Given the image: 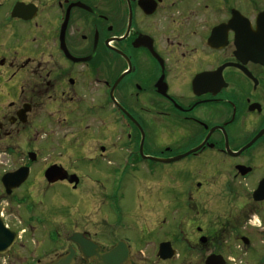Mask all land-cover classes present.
Wrapping results in <instances>:
<instances>
[{
    "label": "flooded vegetation",
    "instance_id": "1",
    "mask_svg": "<svg viewBox=\"0 0 264 264\" xmlns=\"http://www.w3.org/2000/svg\"><path fill=\"white\" fill-rule=\"evenodd\" d=\"M119 246L264 264V0H0V264Z\"/></svg>",
    "mask_w": 264,
    "mask_h": 264
},
{
    "label": "rangeland",
    "instance_id": "2",
    "mask_svg": "<svg viewBox=\"0 0 264 264\" xmlns=\"http://www.w3.org/2000/svg\"><path fill=\"white\" fill-rule=\"evenodd\" d=\"M130 179H127L126 181V185H128V188H127L128 192L132 190L130 188L131 185H145L147 183L145 178H143L142 176L136 177L135 180H133V178H130ZM53 193L58 194V196L60 197L59 200L61 199V201L70 200L74 198L72 197V192L63 186H57L56 190H54ZM23 194H26V193L24 192L21 193V197L23 196ZM49 196L50 195L45 196L43 198L45 204H47V202L49 201L48 208L46 209V212H45L46 213L45 216L51 217L54 220L56 219L57 221H60V219L62 220L65 219L67 216L66 207L61 206L60 202L56 205L54 202L51 201V198ZM166 216L168 219V227L171 229H174L175 232L177 233V231L179 230L181 226V223H183L184 221V218H182L180 214H175L171 211L167 212ZM185 221H188V220L185 219ZM180 247L183 248L182 245Z\"/></svg>",
    "mask_w": 264,
    "mask_h": 264
},
{
    "label": "water",
    "instance_id": "3",
    "mask_svg": "<svg viewBox=\"0 0 264 264\" xmlns=\"http://www.w3.org/2000/svg\"><path fill=\"white\" fill-rule=\"evenodd\" d=\"M18 8L19 7L15 9V13ZM50 174L56 175L55 170L50 171ZM26 178H27V173L26 172L22 173L21 174V184L26 180ZM75 241L80 245L81 250L84 253L85 257H88L86 255V252L89 251L88 249H93L92 244L86 241H81V240H75ZM95 248L96 247H94V250ZM119 249H120V246L104 256L102 255L100 256V252L98 250L93 251V254L94 256L98 257L99 259L97 262L98 264H127L128 263L127 253L121 255V253H119L120 252ZM93 254H91L90 256L93 257ZM161 255H163V258L168 257V256H165L164 254H161ZM74 257H75V252L71 250L69 253L60 256L59 258H57L55 261H53L50 264H75ZM169 257H172V255H170Z\"/></svg>",
    "mask_w": 264,
    "mask_h": 264
},
{
    "label": "clouds",
    "instance_id": "4",
    "mask_svg": "<svg viewBox=\"0 0 264 264\" xmlns=\"http://www.w3.org/2000/svg\"><path fill=\"white\" fill-rule=\"evenodd\" d=\"M250 223H254L256 225H259L260 221L258 217H254L252 220L249 221Z\"/></svg>",
    "mask_w": 264,
    "mask_h": 264
}]
</instances>
